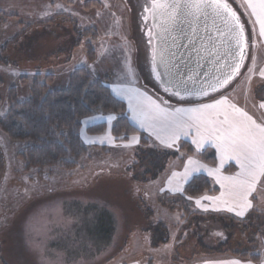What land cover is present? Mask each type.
<instances>
[{"label": "rangeland", "instance_id": "rangeland-1", "mask_svg": "<svg viewBox=\"0 0 264 264\" xmlns=\"http://www.w3.org/2000/svg\"><path fill=\"white\" fill-rule=\"evenodd\" d=\"M86 1L66 4L62 0H50L55 3L53 10L59 13L55 17L33 19L28 12L36 2L32 6L31 0H0V64L10 65L4 67L5 70L0 68V117L7 113L11 87L16 88L20 98L27 95L28 85L21 86L20 74L28 75L29 83L36 74L57 72L50 71L47 65L60 70L73 69L80 63L79 67L88 65L92 77L102 78L116 96L114 90L124 88L123 82L142 89L144 96L157 103L164 99L172 102L168 105L211 101L212 97L223 93L253 119L264 122V109L259 108L264 101V77L259 74L264 69V37L261 38L257 29H252L257 19L248 7V0H229L241 15L249 40L248 58L240 75L213 96L183 103L165 94L150 72L144 34L146 24L142 20L149 0H97L98 5L88 9L84 8ZM251 2L259 4V0ZM40 21L52 22L48 29L42 26L35 30L45 25ZM74 23L83 28L92 26L97 32V56L93 66L84 48L86 38L93 33L85 34L83 41L78 39ZM72 54L75 57L71 62ZM253 62L254 70L249 72ZM19 67H26L23 70L27 73L18 74ZM68 72L69 69L63 72L54 88L63 86ZM109 116L113 119L109 120ZM114 119V115L98 114L87 123L105 120L111 127ZM146 132L154 143L160 144L153 134ZM84 137L86 140L83 136L82 140L89 147V153L76 166L54 167L51 173L41 175L35 170H25L24 162L17 155L24 143L10 141L0 129V264H148L149 260L154 264H179L170 257L177 252L190 258H186V264H216L218 260L229 258L264 264V261L253 262L232 254L201 253L194 237L176 245L181 229L180 215L164 208L158 200L166 190L165 175L172 166L166 165L160 175L147 179L138 177L127 163L136 160L139 140L132 143L131 137L117 142L109 133L99 136L85 132ZM109 137L111 139H107ZM182 140H177L171 148L179 147ZM196 156L193 159H198ZM229 161L239 167L235 161ZM170 162L181 169L185 161ZM178 174L180 177L181 173ZM181 178L183 182L186 180ZM253 202L255 213L264 216V178L258 184ZM149 208L154 215L149 214ZM156 222L170 230L167 242L157 246L152 243ZM239 237L238 229L236 238ZM261 242L264 247V237ZM196 250L199 252L193 254Z\"/></svg>", "mask_w": 264, "mask_h": 264}, {"label": "trees", "instance_id": "trees-1", "mask_svg": "<svg viewBox=\"0 0 264 264\" xmlns=\"http://www.w3.org/2000/svg\"><path fill=\"white\" fill-rule=\"evenodd\" d=\"M62 1L66 4L76 2ZM94 4L98 5L97 0H87L84 8L88 9ZM78 30L86 36L93 33L84 42L86 56L91 63L97 56V32L92 26L83 28L78 25ZM26 79H29L28 75L20 77L21 84L28 85V97L20 99L16 88L11 87L8 92L7 113L0 117V129L6 137L12 142L24 143L23 150L17 155L24 162L26 171L35 170L36 173L45 175L51 173L54 167L76 166L89 153V147L83 142L81 135L85 120L98 114L115 116L110 131L117 142L129 140L133 136L138 137L136 160L127 163L132 173H136L138 177L147 179L152 175H160L174 158L183 162L192 155H197L204 163L212 166L218 164V154L212 146L196 150L190 141L182 140L180 146L173 149L154 143L145 130L131 121L126 102L114 95L111 87L102 78L92 77L88 65L75 69L63 88L53 87L52 74H36L29 83ZM108 127L107 121H99L89 124L86 132L89 135H102ZM236 168L230 163L225 165L224 171L233 172ZM219 192V186L209 176L199 173L190 178L181 193L160 194V204L180 215L181 229L176 245L183 244L186 238L194 237L201 253L209 255L219 252L253 262L264 261V247L261 242L264 237V216L255 213L253 208L241 218L225 212H204L196 208L194 198ZM149 214L154 215L150 208ZM153 226L155 240L152 243L157 246L167 242L170 238L169 228L161 222L153 223ZM238 229L241 237L236 238ZM198 252L196 250L192 253ZM171 255V259L179 264H186L187 259H190L179 252ZM148 264L154 262L149 260Z\"/></svg>", "mask_w": 264, "mask_h": 264}, {"label": "snow or ice", "instance_id": "snow-or-ice-1", "mask_svg": "<svg viewBox=\"0 0 264 264\" xmlns=\"http://www.w3.org/2000/svg\"><path fill=\"white\" fill-rule=\"evenodd\" d=\"M57 7L60 6L57 5ZM248 7L256 16L260 26V36L264 37V0H259L258 5L248 0ZM209 9L213 16L223 21L228 33L235 41L237 49L233 57L235 62L230 66V71L222 79L217 77L215 83L208 85V88L216 92L218 88L227 86L239 74L245 58L244 28L240 24L236 12L232 10L226 0H151V7H146L145 11L151 13L154 21L153 26L160 30L158 35L172 36L173 43H175L177 37L172 34L180 32L184 39L188 40V44L178 47L191 49L199 55L200 49L197 48L196 41L199 39L200 43L205 45V40L198 36L197 22L201 17H208ZM183 25H187L191 34L185 30ZM149 35H151V29ZM220 35L223 36L224 33L221 32ZM207 43H214L211 35L207 37ZM205 50L207 49L205 48ZM171 55L174 56L175 53H171ZM236 57L239 59L236 60ZM160 58L162 63L165 62L164 51L160 52ZM155 60L156 52L154 51V63ZM253 70L254 62L253 68H249L248 71L253 72ZM153 71H155V67ZM259 74L264 77V69H261ZM250 80L251 77H249ZM116 91L117 94H121V90L116 89ZM165 91L167 92L169 89L165 87ZM192 94L189 93V95ZM194 94L208 96L209 92L207 88L202 87ZM172 95L183 99L179 90L172 92ZM136 99L137 106L132 107L130 97L129 106L133 111V119L137 120L142 128L146 127L151 130L160 144L170 148L182 135L186 136L194 130L195 138L192 142L198 149L205 143L216 149L220 158L219 166L209 168L208 172L210 175L216 176L217 183L225 191H222L219 197L203 196L201 199L223 200L228 205V211H236L237 216H244L253 207L249 197L256 192L257 185L264 178V122L258 123L248 112L231 103L223 93L220 94V98L212 97L213 102L211 103L200 102L197 107H177L174 110L167 106V101L157 103L156 100L143 94H138ZM259 108L264 109V101L259 104ZM108 119L111 120L113 117L109 116ZM131 142L138 143V138L133 136ZM229 160L235 161L239 165L240 171L234 176H222L220 170ZM195 163L191 158L188 159L189 165H195ZM206 167V165L193 168L186 166L183 177L187 179L191 173ZM177 175L179 174H172L173 177ZM168 182L171 184L172 179L170 178ZM175 190L182 191L179 187ZM196 203L199 204L200 200H197ZM218 235L220 234L218 233ZM231 264H240V262L232 261Z\"/></svg>", "mask_w": 264, "mask_h": 264}, {"label": "water", "instance_id": "water-1", "mask_svg": "<svg viewBox=\"0 0 264 264\" xmlns=\"http://www.w3.org/2000/svg\"><path fill=\"white\" fill-rule=\"evenodd\" d=\"M226 2L239 17V22L244 28V37L246 41L243 65L239 70V74L229 82L230 84L240 75L248 58L249 40L247 38L246 29L241 15L232 3L229 2V0H226ZM146 7H151V0H149V4L144 6L145 15L142 20L143 23L147 25L144 34L149 49L148 56L150 72L161 90L164 91L165 94L176 99L178 102H182L184 100L199 101L225 90L229 84L223 88H218V91L216 92H213L210 88H208L209 84L216 82L217 77L222 79L230 71V66L235 62L233 58L234 53L237 50L235 41L231 38V34L228 33L223 21L220 18L213 16L210 9L208 10L210 14L207 18L201 17L199 19L197 22L198 36L204 38L205 45H202L200 40L197 39V48L200 49V53L197 55V53L191 49L178 47L179 45L188 44V40L184 39L180 32H174L172 34L177 37L175 43H173L172 36L158 35L160 30L153 26V17L150 12L145 11ZM145 17H147V20H145ZM183 27L189 34H191V30L187 28V25H183ZM150 29L151 35H149ZM221 32L224 33L223 36L220 35ZM209 35L212 36L214 43H207V37ZM205 48L207 50H205ZM154 51L156 52L155 63L153 61ZM161 51H164L165 62L163 63L160 58ZM171 53H175V55L173 56ZM189 53L191 54L189 55ZM235 59L238 60L239 58L236 57ZM154 67L155 71H153ZM158 75L159 78H157ZM165 87H167L169 91L166 92ZM202 87L207 88L209 92L208 96H198L194 94ZM177 90L180 91L183 99L172 95V92ZM189 93L193 94L189 95Z\"/></svg>", "mask_w": 264, "mask_h": 264}, {"label": "crops", "instance_id": "crops-1", "mask_svg": "<svg viewBox=\"0 0 264 264\" xmlns=\"http://www.w3.org/2000/svg\"><path fill=\"white\" fill-rule=\"evenodd\" d=\"M34 2H36V5L35 6H33V4H34ZM50 4H49V3ZM31 5L33 6L32 7V9H31V11L30 12H28V13H32V18L33 19H45L46 17H48V15L50 16H52V15H54V17H55V14L57 15V13H59V11H55V10H53V8H55V3H52V2H50V0H31ZM21 5H19L18 7H20ZM1 7V6H0ZM17 7V8H18ZM8 9V8H7ZM50 10H52V11H50ZM20 12V11H19ZM52 13V14H51ZM63 13H64V11H63ZM67 13H69V12H67ZM65 14V13H64ZM85 16V15H84ZM56 19H57V17H56ZM51 22L52 21H49V22H45V23H40V24H45V25H39V26H37V28H35V30L36 29H42L41 27L43 26H45L44 28H46V29H48L49 28V24H51ZM255 22V21H254ZM256 23V24H255ZM254 23V27H252V29L255 31V29H257V31H259V24L257 23V21ZM74 26H75V28H76V30H78V25L76 26V23H74L73 24ZM92 25V24H91ZM94 26V25H93ZM45 29V30H46ZM71 31H73L74 32V28H72V30ZM79 32H81L80 30H78V39H80V34L81 33H79ZM75 33V32H74ZM83 36L85 37V33L83 32L82 34H81V39L83 40ZM262 38V37H261ZM263 43H264V41H263ZM73 46H75V45H73ZM73 53V52H72ZM51 54H49V56H50ZM81 56H84V54H82ZM52 57V56H51ZM73 57H75L74 56V54H72L71 56H70V61L72 62L73 61ZM76 59V58H75ZM50 61V60H49ZM74 63V62H73ZM73 63H72V65H73ZM94 63L95 62H92L91 63V66H93L94 65ZM8 66H10V65H6V64H0V68H3L4 69V67H6V68H8ZM47 66H49V67H52V68H49L48 67V69L50 70V71H57L55 74H54V82H53V84L52 85H55V82H57V80H58V78H60L61 76H62V74H63V72L65 71V70H68L69 69V72H68V74H67V76L65 77L66 78V80L63 82V86L61 87V88H63V87H65L66 85H67V83H68V81H69V78H70V76H71V74L74 72V70L75 69H77L79 66H80V63H78V64H76L75 65V67H73V69H71V68H60V70H57V69H55L54 67L55 66H53V65H47ZM70 65H67L66 67H69ZM20 68V67H19ZM17 68L18 69V74L20 73V72H23V73H27V70H23V69H27L26 67H22V69L20 68ZM5 70V69H4ZM49 70H47V71H49ZM38 73H40V72H38ZM41 74V73H40ZM23 75H25V74H20L19 76L21 77V76H23ZM122 82V81H121ZM20 84H21V82H20ZM21 86H23L22 84H21ZM122 86H124V88H121V89H119V90H121V94H117V92H116V90H114V92L118 95L117 97L118 98H120V99H122V100H124L126 103H127V107H128V112H129V116H130V119H131V121L134 123V124H136L138 127H140L141 129H142V127L140 126V123L137 121V120H135V119H133V111H132V108L129 106L130 105V97H131V104H132V107H136L137 106V99H136V97H137V95L138 94H143L144 95V93H143V91H142V89H140V88H138L137 86H135V85H133V84H128V83H125V82H123V84H122ZM23 87H25V86H23ZM138 88V89H137ZM27 95L26 96H23V98H20L19 96V98L20 99H26L27 97H28V94H29V89H28V87H27ZM129 90H136V91H129ZM217 98H220V97H217ZM204 103H211V102H213L212 100L211 101H203ZM199 103L200 102H197V103H187V104H181V103H177V104H170V105H168L172 110H174L175 108H177V107H180V108H192V107H197L198 105H199ZM97 116V115H96ZM96 116H93V117H91V118H88L87 120H85V122L86 123H84V127H83V132H81V134H82V136H83V138L85 139V137H84V133L86 132V127L89 125V123H87V121H90V122H92L91 121V119L92 118H94V117H96ZM258 123H260V122H262V121H257ZM93 123H95V122H93ZM86 124H88L87 126H86ZM90 124H92V123H90ZM146 130V131H148L150 134H152V132H151V130H149V129H147L146 127H144L143 128V130ZM109 130V131H108ZM108 130L106 131V134L104 133V134H102V135H99V136H104V135H107L108 133L111 135V137H112V134H111V131H110V127H108ZM108 132V133H107ZM87 133V132H86ZM113 138V137H112ZM195 138V131L194 130H192V131H190L189 132V134L188 135H186V136H184V135H182L179 139H178V141L179 140H181V139H184V140H188V141H190L191 142V144L196 148V150H202L203 148H205V147H207V146H210L209 144H207V143H205L201 148H197L196 147V145L192 142L193 141V139ZM107 139H109V138H107ZM86 140V139H85ZM162 145V144H161ZM217 154H218V164L216 165V166H212V165H210V164H207V163H204L199 157H198V159H193V158H195V156L196 155H192V156H189V157H187L186 158V160H185V162H184V165L182 166V168L181 169H178V168H175V166H173L172 165V162H169L168 163V165H171L172 167H170L169 168V170H168V172L166 173V175H165V191H163V192H169V193H172L173 191H175V192H182L183 191V189H184V186H185V184H186V182H188L189 180H190V178L192 177V176H194V175H196V174H199V173H202V174H205V175H207V176H209L213 181H214V183L216 184V185H218L219 186V188H220V192L219 193H217V194H205V195H201V196H198V197H196V198H194L193 200H194V203H195V205L197 206V208L200 210V211H204V212H208V211H210V212H231V213H233L234 215H236V211H228V205H226L224 202H223V200H217V201H213V200H208V199H201V197H203V196H209V197H219L220 195H221V192L222 191H225V189H222L221 188V186H220V184L219 183H217V178H216V176H214V175H210L209 174V172H208V169L209 168H216V167H218L219 166V163H220V158H219V153L217 152ZM197 157V156H196ZM189 158H191L193 161H195L196 163H195V165H191V166H189L188 165V159ZM186 162H187V164H186ZM228 163H231V161H226V163L224 164V167H225V165L226 164H228ZM185 164H186V166L187 167H189V168H193V167H197V166H199V165H206L207 167L206 168H200L199 169V171H196V172H193V173H191V175L183 182L182 181V178H181V176L183 177V173H184V168L186 167L185 166ZM224 167L220 170V172H221V175L222 176H234L236 173H238L239 171H240V168L236 165V170L235 171H233V172H225L224 171ZM173 173H181V176L180 177H178V176H176V177H173L172 176V174ZM172 179V183L171 184H169V179ZM262 180H263V178H262ZM164 182V181H163ZM177 187H179L180 189H182V191H177V190H175V189H177ZM257 187H258V185H257ZM255 193L256 192H254L253 194H252V196H250L249 197V199L252 201V204L254 203L253 201H254V197H255ZM173 194H177V193H173ZM256 199V198H255ZM197 200H200V203L199 204H197L196 203V201ZM254 205V204H253ZM253 208V207H252ZM251 208V209H252ZM251 209H249L246 213H245V215L244 216H238V217H245L248 213H249V211L251 210ZM237 216V215H236ZM232 261H239L240 262V264H256V263H252V262H249V261H242V260H239V259H234V258H229V259H226V260H218L217 261V263H219V264H231V262ZM215 262H216V260H215ZM216 263V264H217ZM259 264H262V263H259Z\"/></svg>", "mask_w": 264, "mask_h": 264}, {"label": "bare ground", "instance_id": "bare-ground-1", "mask_svg": "<svg viewBox=\"0 0 264 264\" xmlns=\"http://www.w3.org/2000/svg\"><path fill=\"white\" fill-rule=\"evenodd\" d=\"M153 88V87H152ZM156 89V88H155ZM160 91V90H159ZM161 92V91H160ZM164 94V93H163ZM169 97V96H168ZM172 101V100H171ZM183 103V102H182ZM186 103V102H185ZM189 103V102H188ZM154 149V148H153ZM155 150V149H154ZM166 150V149H165ZM175 153V152H174ZM164 155V154H163ZM173 156V155H172ZM175 159V158H174ZM181 160V159H180ZM233 165V164H232ZM226 170V169H225ZM217 190V189H216ZM209 193H211L210 191H209ZM174 205V204H173ZM182 205V204H181ZM180 208H181V206H180ZM182 210V209H181ZM218 216V215H217ZM219 220V219H218ZM203 230V229H202ZM208 253V252H207Z\"/></svg>", "mask_w": 264, "mask_h": 264}, {"label": "flooded vegetation", "instance_id": "flooded-vegetation-1", "mask_svg": "<svg viewBox=\"0 0 264 264\" xmlns=\"http://www.w3.org/2000/svg\"><path fill=\"white\" fill-rule=\"evenodd\" d=\"M147 26V25H146Z\"/></svg>", "mask_w": 264, "mask_h": 264}]
</instances>
